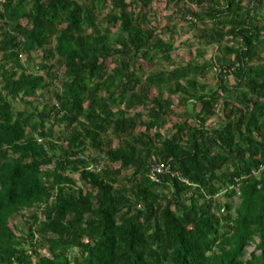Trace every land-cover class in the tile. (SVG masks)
Wrapping results in <instances>:
<instances>
[{"label":"trees","instance_id":"16d2710c","mask_svg":"<svg viewBox=\"0 0 264 264\" xmlns=\"http://www.w3.org/2000/svg\"><path fill=\"white\" fill-rule=\"evenodd\" d=\"M0 264H264V0H0Z\"/></svg>","mask_w":264,"mask_h":264},{"label":"rangeland","instance_id":"374dc122","mask_svg":"<svg viewBox=\"0 0 264 264\" xmlns=\"http://www.w3.org/2000/svg\"><path fill=\"white\" fill-rule=\"evenodd\" d=\"M171 13V11H169L167 14H170ZM164 25H162V27H164V26H167V24H165V22L163 23ZM210 49L211 48H208L207 50H206V52H207V55H209L210 54ZM36 57L34 58V63H36ZM31 64H33V62L31 63ZM20 107V109L22 108V106H19ZM234 201L235 202H237V199H234ZM254 246L253 245H250L249 247H247V249H246V258H248V256H249V253L251 252V251H253L254 249Z\"/></svg>","mask_w":264,"mask_h":264},{"label":"built area","instance_id":"2783aa9c","mask_svg":"<svg viewBox=\"0 0 264 264\" xmlns=\"http://www.w3.org/2000/svg\"><path fill=\"white\" fill-rule=\"evenodd\" d=\"M19 58H23V56L22 55H19ZM162 173V169H161V167H158V166H154V167H152V169H151V177L153 178V179H155L156 180V176L157 175H159V174H161Z\"/></svg>","mask_w":264,"mask_h":264}]
</instances>
